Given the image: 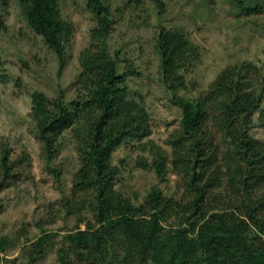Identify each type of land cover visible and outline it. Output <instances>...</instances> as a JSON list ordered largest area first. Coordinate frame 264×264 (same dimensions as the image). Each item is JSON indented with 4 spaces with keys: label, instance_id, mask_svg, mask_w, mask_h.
<instances>
[{
    "label": "trees",
    "instance_id": "1",
    "mask_svg": "<svg viewBox=\"0 0 264 264\" xmlns=\"http://www.w3.org/2000/svg\"><path fill=\"white\" fill-rule=\"evenodd\" d=\"M16 1L27 25L62 62L73 27L61 17L59 0ZM7 2L0 0L1 5ZM250 3L253 7L240 10L250 14L264 9L262 0ZM86 7L96 26L79 54L75 96L65 102L61 93L56 99L41 92L31 95L30 117L42 154L52 157L65 132L75 143L79 167L72 198H63L59 207L72 215L87 210L95 219L94 228L65 236L68 247L58 250L59 264H264V142L250 133L263 96L252 81L256 67L229 66L203 94L187 100L178 92L193 85L186 76L200 55L183 30L160 28L155 36L158 72L181 110V127L167 141L170 157L150 141L141 150L150 152L147 166L156 176H178L184 193L177 200L152 188L143 203L135 204L116 191L120 169L110 161L122 144L150 135L146 110L140 100L128 98L125 83L138 72L120 51H110L109 0H86ZM27 158L23 153L17 164ZM13 167L4 150L0 193L12 184ZM2 205L0 199V213ZM51 237L43 234L31 244L30 262L44 257ZM9 244L0 236V253Z\"/></svg>",
    "mask_w": 264,
    "mask_h": 264
},
{
    "label": "rangeland",
    "instance_id": "2",
    "mask_svg": "<svg viewBox=\"0 0 264 264\" xmlns=\"http://www.w3.org/2000/svg\"><path fill=\"white\" fill-rule=\"evenodd\" d=\"M250 2L109 0L113 19L108 37L110 51H120L121 58L132 62L138 72L125 79L128 98L140 100L149 117L150 135L141 142L122 144L110 161L120 169L116 191L133 203H143L152 188L177 200L184 193L179 177L167 173L159 179L147 166L152 161L150 152L141 150V145L150 141L170 157L167 141L181 127V110L172 103L158 72L155 36L160 28L183 30L200 55L186 76L193 85L178 92L187 100L203 94L229 66L252 63L256 67L252 81L263 96L250 133L264 142V9L245 14L240 7H253ZM58 5L61 17L73 27L62 62L27 25L16 0L0 4V153L9 151L15 173L12 184L0 193V236L10 242L0 253V264H59L58 250L68 247L65 236L95 227V219L87 210L72 215L59 207L63 198H72V181L79 167L73 139L65 132L58 151L47 159L30 117L33 93L41 92L50 99L61 93L65 102L75 96L73 83L80 71L79 54L88 46L96 26L86 0H59ZM23 153L28 158L18 165L17 159ZM168 225L172 226L173 220ZM250 230L256 232L251 226ZM43 234L52 236L44 257L30 262V246Z\"/></svg>",
    "mask_w": 264,
    "mask_h": 264
}]
</instances>
